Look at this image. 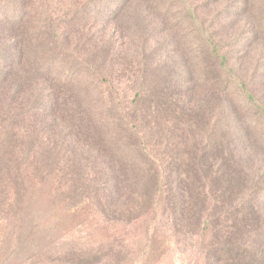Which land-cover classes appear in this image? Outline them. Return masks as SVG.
I'll return each instance as SVG.
<instances>
[{
    "label": "trees",
    "instance_id": "16d2710c",
    "mask_svg": "<svg viewBox=\"0 0 264 264\" xmlns=\"http://www.w3.org/2000/svg\"><path fill=\"white\" fill-rule=\"evenodd\" d=\"M129 1L0 0V224L23 207L28 177L47 179L53 160L90 167L64 189H92L76 207L92 208L103 220L117 213L131 218L136 205L125 209L126 201L142 203L152 183L156 192H167L175 217L197 218V211L207 210L205 226H219L225 197L242 188L226 205L238 213L213 235L230 234L223 247L216 241L206 248L208 263L242 264L254 253L249 252L252 240L264 239L262 183L253 194L259 195L258 205L246 198L253 192L248 173L256 169L264 178V99L252 80L238 75L231 47L224 49L206 35L190 0L170 4L160 24L175 36L187 35L182 30L186 20L191 22L195 41L181 45L190 60L179 67L172 65L173 46L167 42L173 35L160 51L159 35L148 23L156 8L132 21ZM128 35L139 36L142 60L148 61L126 75L129 63L122 56ZM208 60L216 65V79L209 75ZM199 88L209 92L207 104L195 101ZM208 106L218 108L215 122L206 118ZM158 127L162 142L175 143L174 137L200 130L205 141L194 154L172 151L165 162L153 159L149 141ZM210 192H222L220 205L215 203L219 211L212 215L205 207ZM255 211L261 218L256 233L239 245L226 242L233 235L229 231L254 227ZM263 254L261 246L253 256L259 260Z\"/></svg>",
    "mask_w": 264,
    "mask_h": 264
},
{
    "label": "rangeland",
    "instance_id": "374dc122",
    "mask_svg": "<svg viewBox=\"0 0 264 264\" xmlns=\"http://www.w3.org/2000/svg\"><path fill=\"white\" fill-rule=\"evenodd\" d=\"M179 2L181 0H130L127 2L132 21L147 16L146 10L149 12L153 7L156 8L153 12L157 13V16L152 15L148 23L154 24L153 32L159 35L160 51L168 43L172 44V56L175 57L172 59V65L177 67L183 66L190 60L191 55L185 52L181 45L195 41L191 22L186 20L184 27L187 29L185 32L182 30V33L187 35L175 36L174 30L164 33L165 30L160 24L163 21L162 17L166 15L164 10L170 4L175 5ZM190 2L193 9H196V17L206 35L218 41L224 49H227L225 48L227 46L231 47V55L234 56L235 63L239 67L238 75L252 80L258 89L259 97L263 100L264 0H190ZM170 20L173 21V18ZM174 29L179 30L177 26ZM169 35H173V40L169 38L166 43L165 38ZM128 36L130 38L122 56L123 62L129 63V67L126 65L124 68L126 75L129 71L134 74L136 69H142L148 61L142 60L144 56L141 53L144 50L138 42L139 36ZM207 65L212 68L209 69V75L216 79L219 73L214 70L215 63L208 60ZM196 98H199L195 100L196 102L202 101L207 104L205 101L209 100V92L199 88ZM208 109L210 110L207 113V120L210 118L212 122H215L219 113L218 108L208 106ZM196 133L184 136L183 139L174 137L175 143L171 140L162 142L164 137L161 136L158 127L154 129L153 137L149 141L150 144L153 143L151 144L152 154H150L153 159L154 157L163 159L164 162L167 152L194 154L195 148H201L205 141L203 130ZM159 137L162 138L159 139ZM71 163L53 160L48 162L46 168L49 175L46 176L47 179L28 177L25 187L28 196H24L26 201L23 207L14 208L10 216L11 220H4L0 224V264H224L223 262L208 263L206 248L216 241H219L218 245L221 248L223 247L224 238L230 234L221 232L220 238L213 235L218 227L222 231L226 225H230L229 218H233L238 210L226 205L232 203V197H236L237 192L238 196L241 195L244 189L235 188L231 197H225L223 201L225 205H222L221 212H218L219 209L215 203L220 205L217 201L222 196V192L208 194L205 207L207 209L210 206L209 215L218 212L219 226L211 222L210 225L205 226L207 210L197 211V218L195 215L191 218L189 214H186L185 218L175 217V213L171 212L165 200L164 194L167 192H163L164 194L156 192L152 183L144 191L145 199L142 203L126 201L125 209L127 206L136 205L131 211V216L129 215L131 218L117 213L116 216L119 218H113L109 214L108 219L103 220L102 217L99 218L91 212L92 208L76 207L80 200L92 196V189L85 191L75 189L72 192L64 189L70 182L81 180L78 175L80 171L90 169V167L87 170L82 167V170L78 165ZM151 168L150 170H153ZM233 169L238 171V167ZM258 173L256 169L248 173V177L251 178L249 188L253 192H250L246 198L253 206L258 205L257 201H260L259 195H255L257 200L253 196L254 191L258 189L256 186L261 183L264 186L262 182L264 178L259 179L257 176L260 177L261 173ZM216 189L220 190L219 187ZM12 194L10 191V195ZM257 212L255 211L253 220L255 221L254 229L249 226L247 230L229 231L233 232V235L229 236L226 242L239 245L241 241H245L246 236L248 238L254 235L261 219L258 218ZM24 217L26 219L22 221ZM229 238L231 239L228 240ZM252 241L249 246L251 254L255 253L256 249L258 251L261 246L264 251L263 238L261 240L254 238ZM254 253L249 255L246 262L248 260L255 264H264V254L263 259L256 260Z\"/></svg>",
    "mask_w": 264,
    "mask_h": 264
}]
</instances>
